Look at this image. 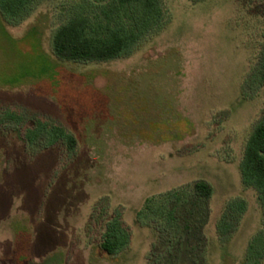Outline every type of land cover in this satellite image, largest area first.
<instances>
[{
    "label": "rangeland",
    "instance_id": "1",
    "mask_svg": "<svg viewBox=\"0 0 264 264\" xmlns=\"http://www.w3.org/2000/svg\"><path fill=\"white\" fill-rule=\"evenodd\" d=\"M108 1L38 0L18 22L0 12V113L26 114L0 125V264H244L264 234L241 174L264 116V0H163L167 21L130 54L58 59L57 28ZM36 118L73 133L76 149L30 143ZM200 180L213 187L205 202ZM115 210L131 241L110 256L100 243Z\"/></svg>",
    "mask_w": 264,
    "mask_h": 264
},
{
    "label": "trees",
    "instance_id": "2",
    "mask_svg": "<svg viewBox=\"0 0 264 264\" xmlns=\"http://www.w3.org/2000/svg\"><path fill=\"white\" fill-rule=\"evenodd\" d=\"M198 1V0H192ZM38 0H0L1 14L11 22H18L30 14ZM167 21L163 0H109L93 9V4L82 5L69 21L54 32L52 47L54 55L61 60L79 62L107 61L130 54L148 33L160 30ZM264 78V57L261 63ZM23 110L6 109L0 113V125L21 124L25 121ZM25 138L34 143L47 137V145L53 146L64 139L68 149L77 147V138L62 125L51 120L36 118L33 126L25 129ZM241 174L247 186L259 193L264 208V116L253 129L241 163ZM198 201L205 202L213 194V187L205 180L194 186ZM243 204L238 205L240 213ZM238 214L236 217H238ZM169 220L175 219V210L169 211ZM230 215L220 226L222 240L229 237ZM233 218V216H232ZM131 241V230L122 218V212L115 210L107 222L101 248L110 256L125 251ZM264 234L258 233L250 242L244 264H263Z\"/></svg>",
    "mask_w": 264,
    "mask_h": 264
}]
</instances>
